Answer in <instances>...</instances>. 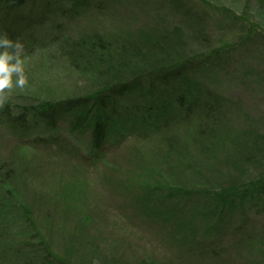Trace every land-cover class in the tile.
Masks as SVG:
<instances>
[{"label":"trees","instance_id":"obj_1","mask_svg":"<svg viewBox=\"0 0 264 264\" xmlns=\"http://www.w3.org/2000/svg\"><path fill=\"white\" fill-rule=\"evenodd\" d=\"M67 1L89 6V0ZM56 3V0H0V34L6 32L13 39L21 40L32 28L48 21ZM103 5L95 4L96 10L104 8ZM88 31L67 34L60 30L61 33L50 40L35 44L39 45L36 51L40 48L47 60L45 71L43 74L27 72L29 84L25 89L15 88L8 100L0 104V131L18 139L33 130L49 131L50 134H42L37 143L56 148L57 157L60 155L64 161L60 159L64 169L72 168L78 173L86 172L83 162L103 160L117 145L122 147L129 130L138 127L135 133L145 142L160 135L166 150L173 151L178 159L153 169L155 174L136 169L123 185L122 202L110 209H114L121 220L129 218L134 231L140 232L146 216L154 219L153 223L164 221L166 231L180 246L188 234L207 235L209 250H201V243L195 257L209 254L213 259L223 258L228 248L221 244L230 235L224 234L227 229L224 214L229 217L245 210V203L251 206L244 199L250 188L264 195V134L258 133V129L216 133L220 124L226 122V100L224 84L214 82L215 69L211 70L208 65L222 54L199 52L192 57H176L179 53L166 46L170 39L166 31L157 34L156 30H139L125 35ZM25 57L27 59L26 54ZM64 72L71 74L73 80L61 91L48 96L27 91L46 90L45 86L55 85ZM210 82L213 88L208 86ZM80 83L85 86H79ZM164 83L171 85L170 88L156 97L158 92L151 88ZM182 125L187 130L186 136L179 135ZM160 151L162 154L164 149L161 147ZM17 170L11 161L0 160L1 262L81 264L77 262V253L82 248L91 256L90 260L86 256L84 264L96 263V258L102 264H127L125 256L114 257L104 252L105 248L86 238L80 227L62 234L60 227L57 230L51 226L47 237L39 224L41 215L37 207L34 208V202L29 203L11 184ZM251 171H254L252 177L245 180V174ZM69 177L66 189L58 194V202H78L86 194L87 180H82L75 172ZM107 178L103 177V183ZM50 194L54 195L53 190ZM191 203L200 209H210L211 222H207L201 232L202 224L197 225L193 218L195 213H190L191 209L184 211ZM252 206L264 210L262 200ZM70 208L66 206L67 210ZM43 216L50 224L57 221L56 214L49 210L42 211V219ZM89 221L91 218H83L87 226ZM168 224L176 226L171 230ZM245 224L231 227L235 234H243L236 237L248 243L255 236L243 232ZM53 232H58V236L62 234L64 247L68 245L62 255L53 248ZM237 242V239L233 241L232 246ZM187 254L181 248L174 260H183ZM139 264L164 263L143 260Z\"/></svg>","mask_w":264,"mask_h":264},{"label":"rangeland","instance_id":"obj_2","mask_svg":"<svg viewBox=\"0 0 264 264\" xmlns=\"http://www.w3.org/2000/svg\"><path fill=\"white\" fill-rule=\"evenodd\" d=\"M56 1L48 21L32 28L21 38L25 45L28 73H44L47 60L40 48L36 51L39 45L35 44L50 40L61 33L60 30L67 34L78 30H98L123 35L139 30H156L157 34L166 31L170 33L166 46L179 53L176 57H192L199 52L206 55L222 54L217 61L213 60L208 65L211 70L215 69L214 82L224 84L223 98L226 100V122L220 124L216 133L222 134L227 130L242 133L258 129V133L264 134V0H89L88 7L80 6L77 2L72 5L67 0ZM95 4H104V8L96 10ZM30 52L33 54L29 55ZM71 80V74L64 72L61 80L55 85H46V90L35 88L27 91L32 95L48 96L64 89ZM212 85L208 83L213 88ZM79 86L85 84L80 83ZM155 86L151 90L158 92L157 97L171 85L164 83ZM134 98L139 101L137 96ZM128 124L135 126L133 122ZM137 130L138 127L129 130L128 139H125L122 147L118 148L117 145L103 160L83 162L86 172L64 169L63 160L60 155L57 157L56 148L37 143L42 134H50L42 129L30 131L22 139L9 137L6 131H0V160L7 159L14 163L18 174L11 184L29 203L34 202V208L37 207L41 217L42 211L49 210L56 214L57 221L52 224L46 216L39 218V224L47 237L50 236L51 226L57 230L60 227L62 234L80 227L84 229L86 238L96 241L102 249L105 248L104 252L114 257L125 256L127 264H139L143 260H157L164 264H264V210L252 206L257 201L264 202V195L260 196L258 189L250 188L244 198L251 206L245 203V210H239L229 217L224 214L227 223L224 234L230 235L221 244L228 249L224 257L218 260L209 257V254L195 257L201 243V250H209V241L205 240L207 235L188 234L180 246L171 233L166 231L168 227L164 221L153 223L154 219L149 220L146 216L139 232L134 231L129 218L121 220L114 214V209L110 208L122 202L123 185L132 173L137 172L136 169L143 168L153 173V169L164 167V162L168 165L170 160L175 161L177 158L173 151L166 150L160 135L156 134L149 142H145L142 136L138 137L135 133ZM180 130L179 135L186 136L187 130H184L183 125ZM22 146L29 147L22 149ZM161 147L164 149L162 154ZM84 157H87L86 153ZM74 172L82 180H87L86 194L81 193L83 195L78 202H58L60 190L66 189L71 178L69 176ZM253 172H247L245 180L252 177ZM103 177H108L107 182L103 183ZM51 190L53 196H50ZM0 194H3L1 190ZM116 199H120V202ZM67 205L71 206L70 210L66 209ZM195 205H186L184 211L187 213L191 209L190 213H195L193 218L197 225L202 224L199 229L201 232L202 227L211 222L210 209H200ZM83 218H91L88 226L83 223ZM243 222H246L243 232L255 236L248 243L236 237H243V234L232 232V227ZM0 224L3 225L2 222ZM175 226L171 224L169 228L172 230ZM57 233L53 232L50 238L54 242V250L62 255L68 245L64 247L63 235L61 237ZM232 236L239 242L235 243V247L232 244L236 239ZM181 248L188 252L187 257L174 260ZM86 253L90 252L80 248L77 262L84 264L86 256L90 260L91 256ZM95 262L93 264H102L97 258ZM0 264L4 263L0 261Z\"/></svg>","mask_w":264,"mask_h":264},{"label":"clouds","instance_id":"obj_3","mask_svg":"<svg viewBox=\"0 0 264 264\" xmlns=\"http://www.w3.org/2000/svg\"><path fill=\"white\" fill-rule=\"evenodd\" d=\"M25 45L6 32L0 34V104L6 102L15 88L21 90L29 84L26 71Z\"/></svg>","mask_w":264,"mask_h":264}]
</instances>
